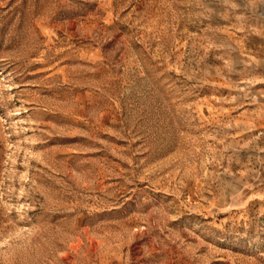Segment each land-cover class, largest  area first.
<instances>
[{
  "label": "rangeland",
  "instance_id": "obj_1",
  "mask_svg": "<svg viewBox=\"0 0 264 264\" xmlns=\"http://www.w3.org/2000/svg\"><path fill=\"white\" fill-rule=\"evenodd\" d=\"M0 264H264V0H0Z\"/></svg>",
  "mask_w": 264,
  "mask_h": 264
}]
</instances>
